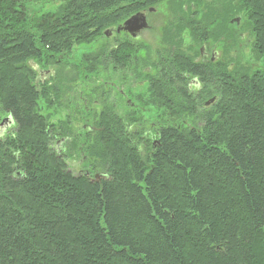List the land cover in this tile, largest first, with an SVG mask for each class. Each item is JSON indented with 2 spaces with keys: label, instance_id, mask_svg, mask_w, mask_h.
Here are the masks:
<instances>
[{
  "label": "trees",
  "instance_id": "16d2710c",
  "mask_svg": "<svg viewBox=\"0 0 264 264\" xmlns=\"http://www.w3.org/2000/svg\"><path fill=\"white\" fill-rule=\"evenodd\" d=\"M153 1L62 0L36 15L24 0H0V124L12 117L0 133V264H264V63L235 73L223 61L198 65L180 44L191 29L225 45L237 16L264 60V0H215L200 20L166 29L172 58L157 95L175 114H195L213 93L216 101L195 127H159L160 144L149 141L145 154L144 132L136 138L104 110L89 147L107 171L101 182L74 175L55 148L70 133L39 111L50 88L38 89L30 60L91 44L122 3ZM188 74L214 81V92L190 94Z\"/></svg>",
  "mask_w": 264,
  "mask_h": 264
},
{
  "label": "rangeland",
  "instance_id": "374dc122",
  "mask_svg": "<svg viewBox=\"0 0 264 264\" xmlns=\"http://www.w3.org/2000/svg\"><path fill=\"white\" fill-rule=\"evenodd\" d=\"M214 1H153L151 3L154 4L153 7L156 8V11L150 16L152 29L145 31L136 44L129 38L123 39L125 41H118L116 38H120V36L109 40L102 33L97 41L88 45L76 46L69 52L55 54L52 60L51 58H42L41 61L30 60L28 64L36 74L33 82L39 90L44 89L45 86L50 88L48 92L49 97L39 100V111L49 118L50 123L66 129L70 133V136L81 137L82 135H79L78 131L85 124L84 116H86L88 108L92 112V115L102 109L101 106L97 107L94 101L113 105L114 97L102 94L103 90H107V93H109V89L104 86V83L112 81L120 83L121 87H130L132 85L134 89H137L132 95L134 102L137 104L131 109L134 119H130L129 121V123L137 126V128L148 130L152 125L161 127L167 123H178L182 128L195 127L197 125L196 122L202 121L201 115L205 108H208L204 106L205 102L214 93L211 96L203 98V105L198 107V111L195 114H187L185 112L175 114L162 104H158L150 92L146 90V87L141 88L140 86L144 84L143 79L147 78V66H151L153 60L156 62L152 68L156 71L158 70L162 58L159 53L164 50L163 32L171 28L172 25H176L184 17L181 10L187 8V18L191 14H194L195 18L200 20L205 6L211 7ZM24 2L29 12L36 15L57 12L63 4L62 0H24ZM133 7L135 6H129L128 3H123L121 7L118 6L117 20L126 15ZM124 10H127V12L124 13ZM235 17L238 18L237 16ZM117 20L115 21L116 23L113 21L114 23H111L106 28L118 24ZM232 24L229 26V30L232 33L230 42L224 45L223 40L219 42V40L212 38L209 39L210 41L206 45V49L214 52V54L218 53L216 61L228 63L234 73L242 71L243 68H250L249 70L252 71L262 68L264 60L253 50V36L251 31L246 27V21L241 20L240 25H237L236 22ZM104 30L103 32H105ZM210 30V33H214V28ZM119 42L121 50L116 51L115 49ZM180 44L182 51H185L187 55L193 59H201L200 51L204 43L202 40H195L193 38L191 29L182 31ZM115 51L119 52L117 54L119 57H116ZM135 53L138 55V63L134 64L132 62L130 64L127 56L129 57V55L133 54L134 57ZM50 54L53 53L51 52ZM91 54L97 55L98 59L93 62L86 61V55ZM119 64L129 68L118 72L116 71V66ZM136 67L140 71H136ZM119 74L123 76L122 79L118 78ZM213 88L214 84H208L207 89L213 90ZM83 142V138H77L76 144L79 145L75 148L73 157L70 159V166L74 172H78L80 169L87 168L93 164L94 158L90 155L87 146L83 145Z\"/></svg>",
  "mask_w": 264,
  "mask_h": 264
},
{
  "label": "flooded vegetation",
  "instance_id": "af4514ba",
  "mask_svg": "<svg viewBox=\"0 0 264 264\" xmlns=\"http://www.w3.org/2000/svg\"><path fill=\"white\" fill-rule=\"evenodd\" d=\"M121 5H120V7H121ZM131 5H134L135 7H133V9H130V11H128L126 13V15H124L119 20H117L118 24L106 28L107 30L109 29V31H110L108 36L105 34V32H103V35L106 38L111 40V39H114L115 37L120 36V38H116V39H118V41H125L123 39L129 38L131 41H134V43L136 44V42H138V40L141 38L142 34L145 31L152 29V24L150 23V21H151L150 16L152 13H154L156 11V8L153 7L154 4H152L151 2H150V4L149 3L143 4L140 2V3L130 4L129 6H131ZM213 5H214V3L211 5V7ZM213 9H214V7H213ZM183 10H184L183 11L184 17L181 18V20H184V22L188 19L192 20L196 17L194 14H191L190 17L187 18V14H188L187 8H185ZM208 12H209V6H205V10H204L203 14L208 13ZM120 15H122V14H120ZM135 15H138L140 20L132 26H126L125 22ZM241 20L242 19L240 18V21ZM196 21H198V20L196 19ZM232 23H234V22H232ZM236 24L240 25V22H239V24L236 22ZM211 28H214L213 21L209 22V24H208V28H207L208 32L211 31L210 30ZM106 29L104 31H107ZM165 33H166V30L163 32V45H164L163 49L164 50H162L159 53L160 57H162V58L160 60L159 66H158V70L156 71L155 69L152 68L153 64H155V62H156L153 60L151 62L152 63L151 66H147V72H146L147 78L143 79L144 84L141 85L140 87L141 88L146 87V90L150 92L153 99L156 102H158V104L163 103L164 107L168 108L170 106V98L168 97V95H166V99L164 100V99L160 98L159 94L157 95V93H156V90H158L157 84L160 83L156 80L158 79V77H160V75L162 73V67L164 65H167L172 58V56H171L172 54H170V51H169L170 45L166 41ZM115 41H117V40H115ZM202 41L204 43V46L202 47V49L200 51V56H201L200 60L193 59L191 56L187 55L185 51H183V53H185V55L187 57H189L194 64L205 65L207 67H214V63L217 62L216 59L218 58V53L214 54V52H210L209 50L206 49L207 48L206 45L209 44L208 42L210 41L209 39H204ZM122 43H124V42H122ZM172 49H174V47ZM115 50L116 51L121 50L120 42H119V44H117V47ZM118 53L119 52H116V57H119V55H117ZM134 55H135L134 57H133V54L129 55V57L127 56V59L129 60L128 62L130 64H132V62H134V64L138 63L137 53H135ZM127 68H129V67H123L121 64H119L116 66V71L119 72V71L125 70ZM136 71H140L139 68L136 67ZM187 77H188L187 83H188V88L190 90V94L195 95L196 97L203 94V90L205 88L206 89L208 88V84H214V81H212L211 83H207L206 80L204 81L201 75L188 74ZM118 78L122 79L123 76L121 74H119ZM168 83H169V81H168ZM160 84H162V86H164V88H165L167 83L162 82ZM104 86L108 87L109 93H107V90H103L102 94L104 96L114 97L113 105L111 106V105H108L107 103L102 104L101 102L99 103L98 101L95 100L94 103L96 104V106L97 107L101 106L102 109L100 111H98L97 113L95 112L94 115H92V112L88 108V110L86 112V116H84L85 124H84L83 128L78 131V134L82 135V136L81 137L80 136H70V134L69 135H63L61 137H58L56 142H55V148L57 149L58 153H62L65 155L66 159L68 160L69 168L72 170V168L70 166V159L73 157V153H74L75 148L78 147V145H79V144H76L77 138H83L84 139L83 145L87 146V149H88L90 155L94 158L93 164L89 165L87 168L80 169V171H78V172H74L73 170H72V172L77 177L87 176L93 182H95V181L101 182V179L103 177H107V171L103 170L102 167L98 166V162L96 161V158L91 154V152L89 150L91 142L94 138V135L92 132H95V130H96L94 123L97 120V116L100 117L104 110H108L109 113H112L114 116L118 117L121 121L125 122L126 125L128 126V129L131 131V133H133V135L137 136L136 138H138L137 126H134L133 124L129 123L130 119H134V116L131 113V109H133L137 104L134 102L132 95H133V92L136 91L137 89H134V87L132 85H130V87L129 86H122L121 87L120 83L112 82V81H110V82L106 81L104 83ZM175 88L178 89L177 86ZM212 91L214 92V88ZM168 93H169V91H168ZM98 95L101 96V94H99V93H98ZM212 99H214V95L211 96V98L205 102L204 106L209 107V106L214 105V103L207 105V103L209 101H211ZM90 122H91V124H90ZM141 130L144 132V134L139 135L140 140H141V143L139 145V149L141 150V152L143 154H145L146 150L148 148V142L149 141L152 142L154 147L156 145L160 144V140L158 137V135L160 133L159 132L160 128L152 125L148 130H144V128H141ZM85 132H86V134H85ZM90 140H91V142H89ZM135 144H137V139H136Z\"/></svg>",
  "mask_w": 264,
  "mask_h": 264
},
{
  "label": "water",
  "instance_id": "95a60500",
  "mask_svg": "<svg viewBox=\"0 0 264 264\" xmlns=\"http://www.w3.org/2000/svg\"><path fill=\"white\" fill-rule=\"evenodd\" d=\"M139 16L138 15H135L133 17H131L130 19H128L126 22H125V25L126 26H132L134 25L135 23H137L139 21ZM232 22H237L239 24L240 22V18H236L234 20H232ZM110 33L109 29L107 31H105V34L108 36ZM216 101V97H214V99H212L211 101H209L207 103V105H210V104H213L214 102ZM12 123V117H8L6 118L1 124H0V133H2V131L9 125Z\"/></svg>",
  "mask_w": 264,
  "mask_h": 264
},
{
  "label": "bare ground",
  "instance_id": "6f19581e",
  "mask_svg": "<svg viewBox=\"0 0 264 264\" xmlns=\"http://www.w3.org/2000/svg\"><path fill=\"white\" fill-rule=\"evenodd\" d=\"M6 129V128H5Z\"/></svg>",
  "mask_w": 264,
  "mask_h": 264
}]
</instances>
